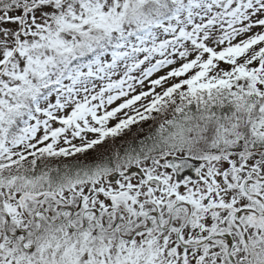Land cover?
<instances>
[{"label":"snow or ice","instance_id":"obj_1","mask_svg":"<svg viewBox=\"0 0 264 264\" xmlns=\"http://www.w3.org/2000/svg\"><path fill=\"white\" fill-rule=\"evenodd\" d=\"M0 264H264V0H0Z\"/></svg>","mask_w":264,"mask_h":264}]
</instances>
